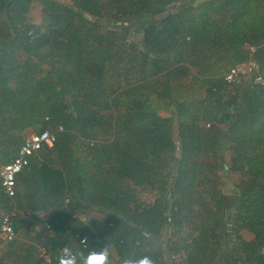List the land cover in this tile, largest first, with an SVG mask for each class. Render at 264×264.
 <instances>
[{
    "label": "trees",
    "instance_id": "1",
    "mask_svg": "<svg viewBox=\"0 0 264 264\" xmlns=\"http://www.w3.org/2000/svg\"><path fill=\"white\" fill-rule=\"evenodd\" d=\"M35 1L40 24L27 22ZM69 2L0 0V170L45 130L58 136L45 155L63 165L40 170L58 202L42 247L55 264L78 235L155 264H264V89L224 81L251 57L264 72V0ZM190 76L207 79L202 98L180 91ZM12 202L16 232L34 229L36 214L0 187V208Z\"/></svg>",
    "mask_w": 264,
    "mask_h": 264
},
{
    "label": "crops",
    "instance_id": "2",
    "mask_svg": "<svg viewBox=\"0 0 264 264\" xmlns=\"http://www.w3.org/2000/svg\"><path fill=\"white\" fill-rule=\"evenodd\" d=\"M229 11H230L229 14L231 15L233 10L230 9ZM241 12L242 11H239V13L236 12V16L239 17ZM242 13H244L243 17L246 20V23L248 22L251 23L254 20V18L257 16L256 14H253L252 11L251 13H249L248 11L247 13H245L244 11ZM254 45L256 44L249 43L245 47L249 52L254 53L255 52ZM184 84H185L184 87H180V91L183 93V95L188 96V98H190V96L193 95L194 92L198 93L197 98H202V95L206 94L207 79L200 78L199 81H195L190 76L184 82ZM45 153L46 151L42 150L31 159L29 166H27L22 171V173L18 175L17 184H16V192L20 207L24 208L27 213L36 214V216L34 217L35 219L32 220L36 221L37 219L39 223H36L34 229L28 227L29 224H26L22 229L18 230L17 231L18 237L16 239L17 241L15 240L16 242L14 243V245L10 246L11 244H7V245L0 244V264H22L24 262L32 264L38 259L37 252L42 247V244H40L39 242L40 238L49 235L54 236V234H52L51 232V227L50 229L47 228V224H48V219L55 212L56 210L55 205L58 202L54 201L50 197V193H52L51 191H49L50 184L48 185V187L44 188L43 182L39 177H40V170L42 169L43 164L51 163L50 161L51 159L54 160V164L56 167H60V169H63L62 168L63 165L61 164L60 159H57L55 156L51 157L50 159L49 156L45 155ZM65 199L67 200L68 198ZM12 206L13 207L15 206L14 202H12ZM5 212H6L5 210L0 208V220ZM13 247L14 249H12ZM33 248L35 249V251L33 255L29 257V255L26 252L28 250H31L32 252ZM9 250L13 252V254L9 255L8 253ZM110 252L112 258L111 264H120L121 257L117 255V252L112 248L110 249ZM53 264H55L54 261Z\"/></svg>",
    "mask_w": 264,
    "mask_h": 264
},
{
    "label": "built area",
    "instance_id": "3",
    "mask_svg": "<svg viewBox=\"0 0 264 264\" xmlns=\"http://www.w3.org/2000/svg\"><path fill=\"white\" fill-rule=\"evenodd\" d=\"M246 79H252L254 85L264 89V72L252 57L246 62L230 68L224 75V81L228 85H240ZM57 140L58 136L48 130L31 132L25 136L24 144L16 157L0 170V186L8 198L13 199L16 196L17 177L29 166L31 159L45 147H52ZM66 202L68 203L69 200L67 199ZM16 217L17 209L15 207L2 215L0 220V244H11L17 239L18 233L14 223ZM83 220L86 221V218ZM47 228L50 229L49 224H47ZM77 238L83 249L92 246L87 236L78 235ZM98 242L101 243V240H98ZM40 256L45 264H53V257L45 247H41Z\"/></svg>",
    "mask_w": 264,
    "mask_h": 264
},
{
    "label": "clouds",
    "instance_id": "4",
    "mask_svg": "<svg viewBox=\"0 0 264 264\" xmlns=\"http://www.w3.org/2000/svg\"><path fill=\"white\" fill-rule=\"evenodd\" d=\"M62 253L66 264H111L109 244L105 247L91 246L87 249L65 245ZM120 264H155V260L149 254H125L120 259Z\"/></svg>",
    "mask_w": 264,
    "mask_h": 264
},
{
    "label": "rangeland",
    "instance_id": "5",
    "mask_svg": "<svg viewBox=\"0 0 264 264\" xmlns=\"http://www.w3.org/2000/svg\"><path fill=\"white\" fill-rule=\"evenodd\" d=\"M58 1H61V2H64V3H70L69 0H58ZM199 1H202V0H199ZM42 12L43 11H42L41 3L39 1L33 2L32 6H31V10H30V12H29V14L27 16V22L31 23V24H40L41 21H42V18H43V13ZM129 34H130V32H129ZM127 49H128V47L126 48V50ZM154 87L157 88L158 85L154 84ZM150 97L152 99H155L157 96L155 94H150ZM173 98L174 99H178V100L180 99L178 97V94L176 93V91H174V93H173ZM201 105L202 106H206V105H208V102L204 101ZM122 108H124V106H122ZM161 115L162 116H166L167 114L164 113V112H161ZM73 148L78 153V157H81V156L84 157V155L88 154L85 150H82L80 146L76 147V144L73 145ZM82 152H83V155L81 154ZM225 157H226L227 161L230 162V156L226 155ZM235 180L236 179H235V177L233 175H231V176H230V174H224L223 175V187H222V189H223V191L226 194H229L231 192V190L233 188V182ZM138 193H139L138 200L140 201V203L146 205V204H149V203L153 202L154 196L152 194H150L149 192H146V191L138 189ZM243 236H244L243 238H245L246 241H252L254 239V236L252 234H250V233H247V232H244ZM179 260L180 259H177V261H179Z\"/></svg>",
    "mask_w": 264,
    "mask_h": 264
}]
</instances>
